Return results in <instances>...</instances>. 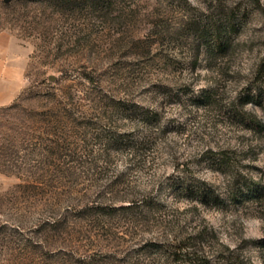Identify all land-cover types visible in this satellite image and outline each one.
Here are the masks:
<instances>
[{
	"label": "rangeland",
	"instance_id": "rangeland-1",
	"mask_svg": "<svg viewBox=\"0 0 264 264\" xmlns=\"http://www.w3.org/2000/svg\"><path fill=\"white\" fill-rule=\"evenodd\" d=\"M1 33L0 264H264V0H0Z\"/></svg>",
	"mask_w": 264,
	"mask_h": 264
},
{
	"label": "trees",
	"instance_id": "trees-1",
	"mask_svg": "<svg viewBox=\"0 0 264 264\" xmlns=\"http://www.w3.org/2000/svg\"><path fill=\"white\" fill-rule=\"evenodd\" d=\"M225 43L224 41H222V39H220V46L219 49L220 50H224L225 49ZM262 70H260V72H263L264 74V64L262 65ZM135 109L137 110V107H135ZM145 118L147 120H157V114L154 115L153 113H149L146 112L145 114ZM118 143V141H117ZM145 143V142H144ZM144 143H140L143 144ZM138 143H133L131 141H129L128 143H126L125 145L128 146L127 149L132 150L134 153L139 151V145ZM215 162L219 163L220 165H227V166H233V162L231 158L227 157V153L223 152L221 154H218V156L215 159ZM176 192L184 197L187 198H191L192 201H197L200 202L202 204H205V202L207 201L209 195H208V191L206 188H204V186H202L201 184L198 183V185L194 184L193 181H189V180H183L180 184V186L176 187ZM253 196H255L257 199H261L264 196V187L257 189L256 191L253 192ZM132 205H129L128 207H131ZM128 207H122V208H128ZM174 256L177 258H183V259H188L191 261H195V262H199L201 263L202 260H205L207 258H205V253L200 251L199 249H193L190 250V248L186 249V251L184 250V248L179 247L177 248V250H175L174 252Z\"/></svg>",
	"mask_w": 264,
	"mask_h": 264
},
{
	"label": "crops",
	"instance_id": "crops-1",
	"mask_svg": "<svg viewBox=\"0 0 264 264\" xmlns=\"http://www.w3.org/2000/svg\"><path fill=\"white\" fill-rule=\"evenodd\" d=\"M13 44L10 35L0 34V106L7 105L15 99L23 77V70L20 68L22 65L18 64L13 55L15 46Z\"/></svg>",
	"mask_w": 264,
	"mask_h": 264
}]
</instances>
